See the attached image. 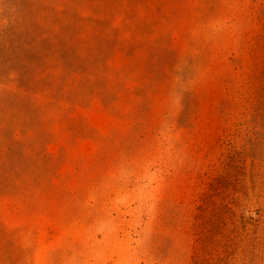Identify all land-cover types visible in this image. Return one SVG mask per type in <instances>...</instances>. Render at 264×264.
<instances>
[{"label":"rangeland","instance_id":"1","mask_svg":"<svg viewBox=\"0 0 264 264\" xmlns=\"http://www.w3.org/2000/svg\"><path fill=\"white\" fill-rule=\"evenodd\" d=\"M0 264H264V0H0Z\"/></svg>","mask_w":264,"mask_h":264}]
</instances>
